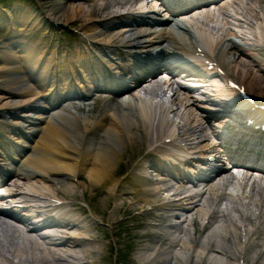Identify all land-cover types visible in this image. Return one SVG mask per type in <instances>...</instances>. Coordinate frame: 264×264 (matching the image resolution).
<instances>
[{"label": "bare ground", "instance_id": "bare-ground-1", "mask_svg": "<svg viewBox=\"0 0 264 264\" xmlns=\"http://www.w3.org/2000/svg\"><path fill=\"white\" fill-rule=\"evenodd\" d=\"M107 1H105V2H107ZM169 1L171 2L169 4L171 6H174V7H179L183 3V1H181L180 3H177V2H179V0H169ZM118 3H123V1H118ZM118 3H116V5H118ZM87 4H89V3H87ZM87 4L78 3V4L73 5V6L68 5V6H66V8L63 7V8H61V10H57V12L61 11L62 13H65L66 16H64V17H67V16H72L73 17V16H75L79 20V19L82 18V16L85 15V8L84 7L87 6ZM93 4H95V2ZM110 5H111L110 2L107 3L103 10L107 11L108 6H110ZM88 11H91L92 13L94 12L92 10V8L90 10H88ZM53 12H55V11H53ZM49 14L50 13H48V15ZM122 19L125 20V19H128V18L120 16V17H118V19H115V20L111 19V20H108V22L116 23V22H119V20H122ZM57 22H59V21H57ZM84 31L86 32V34H87L86 36L87 37L88 36H92L94 41H96L98 43L100 42L98 45H100L101 48H103L105 45H108L110 47L112 45L118 46L120 44H123V42L121 40H123V39L125 40V35H126V33H125L126 31H124V30L119 31V33L110 32L109 31L108 33H102V34H99V35H97L99 33L98 31H96V30H94L93 28H90V27L87 30H84ZM150 35H154V38L156 36L155 33H151V32L149 33V36ZM149 39L153 40L152 36H150ZM93 60H94L93 56L89 55V57H88V59L86 61H84V59H82L79 63H81L82 67L85 64L84 67L88 71H92L93 70L94 75L93 76L90 75L89 78L91 79L92 83L96 84V87H100V88L103 87V88H106V89L109 88L112 85L110 83L106 84V83L103 82L104 84H101L100 86L98 85L96 76H97V74H99L100 70L97 67L98 65L92 62ZM39 72L42 73L43 75L47 74V73H44L45 72V68L44 69L43 68L40 69ZM68 88L69 87H67L63 91H65V93H67L68 92V90H67ZM3 107H4V105H3ZM112 120L114 121V116H113ZM126 124L127 123L124 122V121L121 122V123L115 122V126H113V133L116 134V136L119 135L120 139H121L122 136H124L121 133L126 132V130H125ZM110 134H112V133H110ZM116 136L114 137V139L117 140ZM120 139H119V141H120ZM91 158H94V163L92 165V168L89 169V167H86V168H84L83 172L86 173V175L90 179L89 181H90V183L92 184L93 187H96V186H99V185L100 186H102V185L109 186L108 190L110 191L112 198H114L116 200L117 199V194L121 193L120 192V188L121 187L119 185L120 184L119 180H113V178H112L111 168H113V167L108 162V158L109 157L106 155V153L95 152L94 154L90 155V159ZM107 173L110 175V178H112V181L108 180L105 184H103V182L106 181V178H109ZM181 196H183V195L179 194L178 196H176L177 200H175V201L179 202L180 200H182V199H179V198H181ZM176 205H174V206H176ZM105 237H106V235H105ZM99 246H100V244H99ZM102 247H103V245H102ZM102 251H103V249H102ZM79 253L82 254L83 257L85 256V254L83 253V250L81 248H78V250H75L74 253H72V257L76 258V256ZM86 256H89V254H87ZM94 257H96V256H94ZM17 258H18V262H17L18 264H27L26 262H28V260H31V262H33L34 264H44V262H42L41 260H37V259H34V258H27V259H20L19 257H17ZM141 259H144V258L141 257Z\"/></svg>", "mask_w": 264, "mask_h": 264}, {"label": "rangeland", "instance_id": "rangeland-1", "mask_svg": "<svg viewBox=\"0 0 264 264\" xmlns=\"http://www.w3.org/2000/svg\"><path fill=\"white\" fill-rule=\"evenodd\" d=\"M19 2H22V0H18ZM56 1V0H54ZM14 0H11V4H14ZM31 16H34L35 14L29 13ZM105 199L99 200V205L104 210L103 213V220L102 222L107 227L106 231V237L105 239L100 238V242H98L97 249L94 253L91 254L90 257L84 256L83 259L94 261L95 264H120V258L125 259V264H127V261L129 260H136V256L132 253H128V249L123 247L122 242L119 241L117 237V233L113 231L115 228L111 227L112 223L115 221L113 220L114 217V208L112 206L107 205L105 207ZM105 208V209H104ZM102 210V212H103ZM113 228V229H112ZM121 239V237H120ZM111 244V247L109 249L106 248L104 244ZM100 244V246H99ZM103 245V247H102ZM103 249V251H102ZM99 250V251H98ZM96 256V257H94ZM88 258V259H87ZM93 258V259H92ZM95 258V259H94ZM105 262V263H104ZM27 264H33L31 261L26 262Z\"/></svg>", "mask_w": 264, "mask_h": 264}]
</instances>
